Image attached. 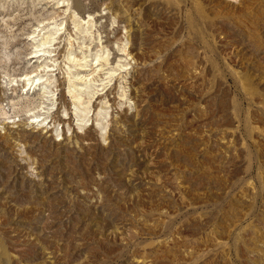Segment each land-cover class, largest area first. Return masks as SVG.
<instances>
[{"label": "rangeland", "instance_id": "obj_1", "mask_svg": "<svg viewBox=\"0 0 264 264\" xmlns=\"http://www.w3.org/2000/svg\"><path fill=\"white\" fill-rule=\"evenodd\" d=\"M55 3L0 2V264H264V0Z\"/></svg>", "mask_w": 264, "mask_h": 264}, {"label": "bare ground", "instance_id": "obj_2", "mask_svg": "<svg viewBox=\"0 0 264 264\" xmlns=\"http://www.w3.org/2000/svg\"><path fill=\"white\" fill-rule=\"evenodd\" d=\"M12 0H0V2H4L5 4L10 2ZM23 1V3L25 2H30L32 4L37 3L38 5H45V4H51L52 2H56L55 4H63L65 2H67V0H20ZM61 4V6H62ZM60 7V6H59ZM64 7V6H63ZM57 15V14H56ZM59 15V14H58ZM61 15V14H60ZM55 18V17H54ZM48 19V18H47ZM52 19V18H51ZM71 19L72 22L74 24V27L76 29L79 28V23H78V19H77V15L73 12V14L71 15ZM49 20V19H48ZM50 21V20H49ZM89 21H86V24H89ZM61 29H56L55 32H51V30L48 29V31L45 34V36L43 37V39L41 40V42H39V45H37L35 47V51L31 52V59L37 58V59H46L51 57V53L52 52H57L56 50L54 51H50L48 50V45H51L52 43L55 42L56 38L55 35L59 33ZM69 35V34H68ZM71 36V35H70ZM55 45V44H54ZM71 47V42L69 40V44ZM67 47V46H66ZM122 51L125 53V57H129L131 56V53L127 52V50L125 49V47L122 48ZM60 52H58L59 54ZM64 55H63V62H64V67L66 66V70H65V74L68 76L69 78V87H68V94L71 96V98L73 99V102L75 105L77 106H85V105H90L92 103V100L94 99L95 95L98 93V91H92L91 93H89L90 96H88L87 98H85L83 95V92L90 87V83L95 81L94 77L98 71V67L100 66V69L104 66V65H108L109 63V58L108 56H104V55H98L95 58L96 63L91 64V62L89 60H87L86 56H83L82 58H78L74 52L72 51L71 48L69 49H65L64 50ZM49 55V57H48ZM53 56H57L53 55ZM30 59V60H31ZM103 61V62H101ZM57 62V60H54V63ZM70 65H74V67H79L80 68V72L75 74L73 77L72 75V67ZM51 65H46V66H42L45 68L50 67ZM41 66H38L37 69H35L34 71H32L31 74L38 72L40 70ZM41 67V68H42ZM116 74V70H110L109 72V81L112 80V78L114 77V75ZM37 75H26L25 76V80L27 81V85H24V89L25 91H30L32 88H34V90L36 89V87H39L42 84V77L35 79ZM81 82V83H78ZM89 85V87H88ZM86 88V89H85ZM63 97V96H62ZM99 98V97H98ZM106 98V97H105ZM63 101H65V99L63 98ZM35 102V101H34ZM31 102L29 100V103H31L32 105H34L35 103ZM41 108V102H37L32 109H28L27 111H36L39 110ZM39 116H32V119L35 120V118H37Z\"/></svg>", "mask_w": 264, "mask_h": 264}]
</instances>
